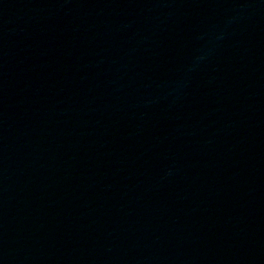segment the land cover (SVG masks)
Masks as SVG:
<instances>
[{"label": "water", "instance_id": "obj_1", "mask_svg": "<svg viewBox=\"0 0 264 264\" xmlns=\"http://www.w3.org/2000/svg\"><path fill=\"white\" fill-rule=\"evenodd\" d=\"M0 264H264V0H0Z\"/></svg>", "mask_w": 264, "mask_h": 264}]
</instances>
